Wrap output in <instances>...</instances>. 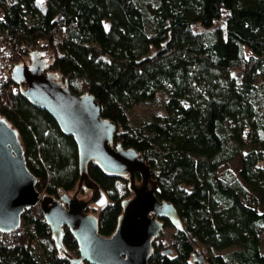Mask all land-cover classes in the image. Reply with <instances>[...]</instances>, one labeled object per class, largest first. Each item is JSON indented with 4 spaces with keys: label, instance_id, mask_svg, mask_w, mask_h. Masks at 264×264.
Masks as SVG:
<instances>
[{
    "label": "trees",
    "instance_id": "16d2710c",
    "mask_svg": "<svg viewBox=\"0 0 264 264\" xmlns=\"http://www.w3.org/2000/svg\"><path fill=\"white\" fill-rule=\"evenodd\" d=\"M0 29L22 48L46 49L44 72L57 71L74 94L90 93L100 117L117 124L109 145L135 149L148 165L156 197L174 207L185 235L174 230L167 253L153 238L147 264H194L193 247L208 264H264V107L256 106L264 105V82L254 83L264 68V0H0ZM13 86L0 85V116L17 130L36 190L74 192V140ZM164 87V111L144 125L147 134L128 130L122 105ZM234 158L236 170L223 167ZM86 169L106 196L96 226L109 236L131 196L127 177L93 160ZM28 218L32 232L0 234V264H71L43 220ZM63 231L64 248L77 256ZM41 240L45 259L33 253Z\"/></svg>",
    "mask_w": 264,
    "mask_h": 264
},
{
    "label": "water",
    "instance_id": "95a60500",
    "mask_svg": "<svg viewBox=\"0 0 264 264\" xmlns=\"http://www.w3.org/2000/svg\"><path fill=\"white\" fill-rule=\"evenodd\" d=\"M28 58V63L21 60V64L12 67L10 78L20 85L19 94L29 104L44 110L63 135L72 137L79 176L71 195L40 196L17 130L0 116V232L18 228L23 211L38 204L54 247L71 264H147L150 242L160 234L162 219L184 233L174 207L156 197L158 189L150 169L135 149L120 143L109 145L117 124L100 117L101 103L87 91L72 93L66 80H59L57 71L44 72L48 63L46 49L32 48ZM90 160L108 174H124L131 192L122 201L113 232L105 237L97 230L96 218L107 201L97 184L88 178L86 163ZM64 228L77 244V256L70 255L62 244ZM169 251L164 249L163 253ZM190 261L208 264L194 247Z\"/></svg>",
    "mask_w": 264,
    "mask_h": 264
},
{
    "label": "built area",
    "instance_id": "2783aa9c",
    "mask_svg": "<svg viewBox=\"0 0 264 264\" xmlns=\"http://www.w3.org/2000/svg\"><path fill=\"white\" fill-rule=\"evenodd\" d=\"M32 48H37V45L27 42L22 48L18 44H14L12 35L7 30L0 29V85L5 84L7 81L12 82L10 78V71L12 67L16 64H21V60L23 61V63H28V54ZM13 84L14 86L12 87V89L14 91H18L19 84ZM244 131L247 132V128H244ZM243 140L244 142H248L246 136H244ZM62 194L68 195L62 189L57 188L55 198L62 196ZM26 217H29L30 219L40 217L43 220L42 212L39 209L38 204L23 211L20 216V223L18 228L7 233L0 232V234L5 235L7 238H10L13 234L20 230H28L29 232H32L31 225L26 221ZM33 253L35 257H42V259L47 258V256L49 255V251L46 243L43 240L38 242L35 249L33 250Z\"/></svg>",
    "mask_w": 264,
    "mask_h": 264
},
{
    "label": "rangeland",
    "instance_id": "374dc122",
    "mask_svg": "<svg viewBox=\"0 0 264 264\" xmlns=\"http://www.w3.org/2000/svg\"><path fill=\"white\" fill-rule=\"evenodd\" d=\"M104 25L106 26L107 22H104ZM217 26H219V24ZM193 29L194 31L200 30L199 26L196 24L193 25ZM48 56H49V53H48ZM235 77L238 78L239 74H236ZM263 82H264V68L262 72L257 73L254 83L256 86H259ZM167 96H168V92H167V89L164 87V89L159 90L156 93L155 97L151 100L141 101V102L132 104L130 106L122 105V110L124 114L126 115V117L128 118V121H127L128 130H130L133 133L141 131L142 134L144 135L147 134L146 129L144 128V125L148 121H151L154 117L159 116L160 114L163 113L164 108H165V103L167 100ZM256 106L259 112L263 110L264 105L261 104L260 100L256 101ZM225 126L228 127L229 126L228 123H226ZM223 167H228L230 169L236 170L238 168V158L232 159ZM72 193L73 191L69 193L68 195H71ZM39 194L41 196L44 193L39 192ZM173 233H174V229L171 226L162 228L158 237H161V240H162L161 242L163 244L164 249L169 248V242H170V239ZM260 242H261V248L264 249V237L263 236H260ZM233 248L234 247L227 248L221 251V253L228 254Z\"/></svg>",
    "mask_w": 264,
    "mask_h": 264
}]
</instances>
